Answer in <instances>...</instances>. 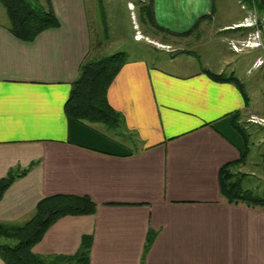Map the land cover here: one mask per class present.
Returning <instances> with one entry per match:
<instances>
[{
  "label": "crops",
  "instance_id": "1",
  "mask_svg": "<svg viewBox=\"0 0 264 264\" xmlns=\"http://www.w3.org/2000/svg\"><path fill=\"white\" fill-rule=\"evenodd\" d=\"M231 1L240 4L234 18L216 0H153L167 31L151 39L170 56L131 58L120 68L108 88L122 114L117 126L65 110L80 66L103 45L93 40L86 0H51L60 25L33 41L10 31L0 1V177L28 168L0 198V221L28 220L47 195L87 194L96 211L59 217L36 253L74 254L91 234L90 264H264V203L230 201L221 186V169L232 162L254 188L245 185L257 170L246 168L253 156L234 117L259 115L249 88L264 82V66H254L262 51L232 46L253 29L240 27L250 7ZM145 36L137 31L134 40ZM207 69L237 76L249 100Z\"/></svg>",
  "mask_w": 264,
  "mask_h": 264
},
{
  "label": "trees",
  "instance_id": "2",
  "mask_svg": "<svg viewBox=\"0 0 264 264\" xmlns=\"http://www.w3.org/2000/svg\"><path fill=\"white\" fill-rule=\"evenodd\" d=\"M10 19V31L23 41H33L43 31L55 28L60 21L52 7L51 0H0ZM264 13L263 0H240ZM153 0L144 1L141 11L144 20L154 27L157 32H166L154 19ZM126 53L114 52L95 59H88L80 66L79 75L72 82L70 95L65 103L68 115L80 121H101L109 126H117L122 120V114L108 99V88L120 68L127 62ZM207 72L217 80L236 82L243 91L246 100L249 96L243 82L234 74ZM234 117V124L246 138L248 133L244 126ZM233 163L229 162L221 169L222 190L230 201H247L252 204L264 203V196L255 188L245 187V173L232 170ZM28 168L10 169L0 177V198L6 189ZM97 209V202L87 194L55 193L43 197L36 206L34 214L22 223L0 221V256L4 264H90V249L92 235L85 234L80 249L74 254H55L43 256L33 250V246L41 240L48 227L59 217L66 214H90ZM15 238V243L2 240ZM154 238L150 230L146 249Z\"/></svg>",
  "mask_w": 264,
  "mask_h": 264
},
{
  "label": "rangeland",
  "instance_id": "3",
  "mask_svg": "<svg viewBox=\"0 0 264 264\" xmlns=\"http://www.w3.org/2000/svg\"><path fill=\"white\" fill-rule=\"evenodd\" d=\"M129 1L132 2L131 9L129 7ZM144 1L147 2L148 0H86L93 31V40L95 41V39H98V36H100L99 39L103 41L102 47L98 50L99 55L96 54V58L123 51L127 55V60L136 57H145L151 63H155L158 59L170 56V53H166L165 51H157L153 45L155 40H152L151 37H154L153 32H157V30L143 18L141 5ZM216 1L217 4L222 7L225 17L234 18L240 14V4L237 1L234 3L232 1L228 2V0ZM249 10L250 8L248 12ZM259 14L264 16L263 12H259ZM137 31L146 33L148 37H143V40L137 43L134 40V34ZM144 38L147 40L145 41ZM148 41L152 43H147ZM188 42V40H181L180 45L186 46L188 49H196V53H199L202 58L205 57V55L200 52L201 50H199V48L194 47V44L188 45ZM142 44H146V46L144 47ZM238 45L239 46H236L239 48L240 43ZM160 46L167 49L172 48L170 45ZM232 46L234 47V44H232ZM213 48V46H208L207 49L212 50ZM257 74L258 79L264 78V70H261ZM244 81L247 83L248 87V82L245 78ZM253 81V85L248 88L251 95H253L254 109L257 111L260 110V113L259 115L251 116L249 114H244L240 122L249 136L246 140V144H248L251 149L250 157L251 155L254 157V159L251 157L253 162L246 168H256L257 173L255 171L254 175L247 177L245 185L253 186L260 195L264 196V82L262 81L261 84H258L259 82H256L254 79ZM102 125H104V123H102ZM254 161H257L258 164ZM235 172L240 173L241 171L235 169ZM2 240L10 243L16 242L15 238H2Z\"/></svg>",
  "mask_w": 264,
  "mask_h": 264
},
{
  "label": "built area",
  "instance_id": "4",
  "mask_svg": "<svg viewBox=\"0 0 264 264\" xmlns=\"http://www.w3.org/2000/svg\"><path fill=\"white\" fill-rule=\"evenodd\" d=\"M244 8L246 6H243ZM240 27H248L253 30L249 35L240 41V51L244 49H260L262 56H260L254 63L255 67L264 66V16H261L258 10L253 7L249 10L248 16L244 22L240 24ZM140 37L139 35L137 36ZM234 48L238 47L234 45Z\"/></svg>",
  "mask_w": 264,
  "mask_h": 264
},
{
  "label": "water",
  "instance_id": "5",
  "mask_svg": "<svg viewBox=\"0 0 264 264\" xmlns=\"http://www.w3.org/2000/svg\"><path fill=\"white\" fill-rule=\"evenodd\" d=\"M263 2H264V0H263Z\"/></svg>",
  "mask_w": 264,
  "mask_h": 264
}]
</instances>
